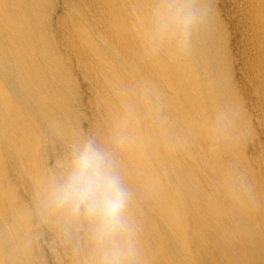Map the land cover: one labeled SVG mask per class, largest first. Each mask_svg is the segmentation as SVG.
Wrapping results in <instances>:
<instances>
[{"label":"bare ground","instance_id":"bare-ground-1","mask_svg":"<svg viewBox=\"0 0 264 264\" xmlns=\"http://www.w3.org/2000/svg\"><path fill=\"white\" fill-rule=\"evenodd\" d=\"M152 2L0 0V264H88L37 199L85 137L115 152L142 264H264V0H202L182 55L145 50Z\"/></svg>","mask_w":264,"mask_h":264},{"label":"clouds","instance_id":"clouds-1","mask_svg":"<svg viewBox=\"0 0 264 264\" xmlns=\"http://www.w3.org/2000/svg\"><path fill=\"white\" fill-rule=\"evenodd\" d=\"M208 14L202 0H153L145 50L185 54ZM120 142L116 137L114 143ZM37 199L44 218L62 222L68 234H84L88 264H142L132 193L111 146L95 137L73 143L59 171L44 179Z\"/></svg>","mask_w":264,"mask_h":264},{"label":"rangeland","instance_id":"rangeland-1","mask_svg":"<svg viewBox=\"0 0 264 264\" xmlns=\"http://www.w3.org/2000/svg\"><path fill=\"white\" fill-rule=\"evenodd\" d=\"M224 8H225V5H224ZM229 31L227 30V42L229 43V52H230V61H231V64H232V69H233V71H234V73H235V71H236V58H235V56H234V54L232 53V50H233V48H232V43H234L233 45H235L236 43H237V40H235V38H234V40H235V42H234V40H233V42H232V37H230V40H229ZM237 72V71H236ZM235 76H237V74L235 73Z\"/></svg>","mask_w":264,"mask_h":264}]
</instances>
